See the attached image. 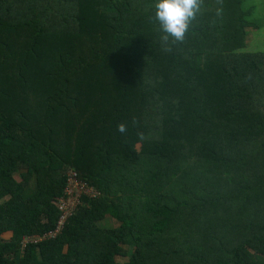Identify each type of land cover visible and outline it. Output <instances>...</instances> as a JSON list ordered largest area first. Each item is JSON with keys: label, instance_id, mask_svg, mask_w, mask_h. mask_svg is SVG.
Returning a JSON list of instances; mask_svg holds the SVG:
<instances>
[{"label": "trees", "instance_id": "1", "mask_svg": "<svg viewBox=\"0 0 264 264\" xmlns=\"http://www.w3.org/2000/svg\"><path fill=\"white\" fill-rule=\"evenodd\" d=\"M154 3L0 0V264H264V14L203 0L164 46ZM70 170L102 197L22 250Z\"/></svg>", "mask_w": 264, "mask_h": 264}, {"label": "clouds", "instance_id": "2", "mask_svg": "<svg viewBox=\"0 0 264 264\" xmlns=\"http://www.w3.org/2000/svg\"><path fill=\"white\" fill-rule=\"evenodd\" d=\"M202 4L203 0H155L153 19L159 26L160 43L167 46L170 42H182ZM117 127L122 133L127 131L124 123Z\"/></svg>", "mask_w": 264, "mask_h": 264}, {"label": "built area", "instance_id": "3", "mask_svg": "<svg viewBox=\"0 0 264 264\" xmlns=\"http://www.w3.org/2000/svg\"><path fill=\"white\" fill-rule=\"evenodd\" d=\"M66 189L63 198L59 202L60 218L56 228L43 236H25L22 241V250L30 243H41L46 239L56 238L64 229L74 213L83 205V200L97 201L102 193L87 181L81 179L74 170L68 171Z\"/></svg>", "mask_w": 264, "mask_h": 264}, {"label": "rangeland", "instance_id": "4", "mask_svg": "<svg viewBox=\"0 0 264 264\" xmlns=\"http://www.w3.org/2000/svg\"><path fill=\"white\" fill-rule=\"evenodd\" d=\"M250 1L256 4L257 11L255 12V16L260 18V16L264 14V0H250ZM246 41L248 42L249 40ZM262 48H264V28L257 29L252 33V39L248 46V50L257 51V50H261ZM198 59L199 58H196V60ZM104 224L108 228H113L116 226V223H114L112 220L111 221L105 220Z\"/></svg>", "mask_w": 264, "mask_h": 264}]
</instances>
